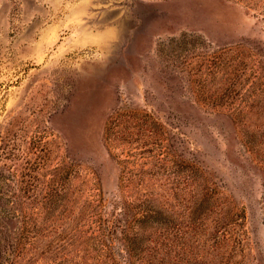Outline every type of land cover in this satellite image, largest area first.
Returning <instances> with one entry per match:
<instances>
[{
    "label": "rangeland",
    "instance_id": "obj_1",
    "mask_svg": "<svg viewBox=\"0 0 264 264\" xmlns=\"http://www.w3.org/2000/svg\"><path fill=\"white\" fill-rule=\"evenodd\" d=\"M0 264H264V0H0Z\"/></svg>",
    "mask_w": 264,
    "mask_h": 264
},
{
    "label": "trees",
    "instance_id": "obj_2",
    "mask_svg": "<svg viewBox=\"0 0 264 264\" xmlns=\"http://www.w3.org/2000/svg\"><path fill=\"white\" fill-rule=\"evenodd\" d=\"M125 247H127V249H129V250H130V252L132 251V250H131L132 248H131V245H130V244H126V246H125ZM129 250H128V251H129ZM132 257H133V255H132Z\"/></svg>",
    "mask_w": 264,
    "mask_h": 264
}]
</instances>
